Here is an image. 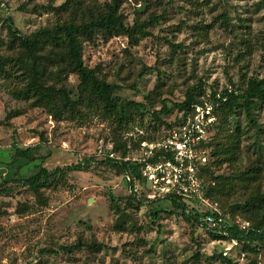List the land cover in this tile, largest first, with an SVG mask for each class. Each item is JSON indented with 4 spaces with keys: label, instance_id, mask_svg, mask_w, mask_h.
Here are the masks:
<instances>
[{
    "label": "rangeland",
    "instance_id": "1",
    "mask_svg": "<svg viewBox=\"0 0 264 264\" xmlns=\"http://www.w3.org/2000/svg\"><path fill=\"white\" fill-rule=\"evenodd\" d=\"M91 1L112 2L0 0V264H223L219 252L238 264L252 259L264 264V242L244 255L235 242L214 239L184 219L168 199L128 198L123 172L103 162L131 163L143 142L160 139L167 130L161 121L182 116L176 104L189 86L201 82L220 91L264 77V0H117L123 21L138 24L147 36L136 44L123 34L83 38V59L117 85L120 106L127 100L140 105L105 114L99 103L80 94L75 73L49 81L76 100L74 110L56 95L51 107L26 97L24 80L33 75L32 62L12 40L7 18L29 35ZM199 99L208 100L207 91ZM163 103L167 113L160 111ZM220 115L205 144L223 142L237 129L230 142L239 134V158L220 164L218 157L211 165L217 179L204 173L206 185L232 174L223 191L207 198L227 223L247 225L251 211L237 206L264 188V107L252 109L256 125L240 105ZM24 148H30L28 154L21 152ZM84 158H90L89 168L64 169L36 193L24 182L41 166L51 170ZM249 168L255 170L249 181L231 179ZM198 208L211 210L206 204Z\"/></svg>",
    "mask_w": 264,
    "mask_h": 264
},
{
    "label": "trees",
    "instance_id": "2",
    "mask_svg": "<svg viewBox=\"0 0 264 264\" xmlns=\"http://www.w3.org/2000/svg\"><path fill=\"white\" fill-rule=\"evenodd\" d=\"M64 8L66 7L64 6ZM6 22L12 40L17 43L18 47L25 51L26 56L32 62L31 70L33 75L30 79L24 80L23 92L26 97L31 96L45 107H51V105L54 104L53 95H56L59 97L62 105L67 107L68 110H74L77 104L76 100L69 96L68 91L63 86L56 87L49 81H51L52 77L58 80L61 79L64 74L75 73L79 79L80 94H84L88 96V98L99 103L105 114L116 113L118 108L122 111L123 108L137 107L140 105L138 102L127 100L120 106L114 95L117 85L101 77L94 68L88 67L83 59V38L91 39L102 32L107 35L123 34L128 37L130 42L136 44L143 36H147V32L142 30L138 24L133 23L129 26L123 21L122 15L118 10L117 0H112V2L105 4L91 1V3L86 4V6L74 8V12H70L63 21H57L51 26L38 28L29 35L22 34L15 28L11 18H7ZM13 65H17V62H13ZM197 87H202L198 93L195 92ZM205 91L208 93V100L206 101L212 104L213 113L215 115V121L212 123L211 127L212 129L217 124L216 120L218 121V119H220L221 111H231V109L238 107V105L242 107L245 116L251 123L256 125L252 116V109L254 106L264 107V77L248 78L245 86L242 88L230 84L220 91H217L211 85L207 89L206 85L199 82L198 85L189 86L184 93L183 100L176 104L178 110H184L182 116L174 119L172 122L161 121V123L167 127L164 135H166L172 127L182 124L186 118L193 113L195 104L203 103L200 101L199 95ZM168 110L167 104L163 103L160 111L167 113ZM156 113L158 112H152L156 120H159ZM236 131L238 132L239 130L236 129L230 134H226L223 138V142L217 140V138L203 145L209 149L208 152L205 149L207 165L203 168L205 174L208 172L209 178L217 179V176L214 175L211 170V165L215 164L218 157L220 164L223 162L231 163L239 158V134H236L235 138L230 142V138L234 136ZM29 150L30 148H24L21 149V152L28 154ZM33 159L34 158H32V160ZM103 162L115 164L124 175L129 173V171L132 172L134 176L137 175V166L128 161L117 162L112 158H106ZM90 164V158H84L81 162L64 167L56 166L51 170L41 166L35 173L25 178L24 182L36 193L41 187L51 186L56 181L57 177L63 174L64 169H87ZM254 172V168L242 170L233 175L231 179L249 181L253 178ZM231 175L224 177L223 180L217 181L216 184L205 185L203 195L207 197L214 190L223 191V186L232 182L227 180V177ZM127 183L129 188L128 198L137 199L138 197H142L150 202L164 198L168 199L173 208L179 211L184 219L196 224V226L205 228L214 239L226 240L227 242L234 240L236 245L241 246L239 253L241 251L244 255H247V252L254 253L256 251L257 242H264V188L253 191L252 193L250 192L244 203L237 206L244 211H251L253 215V217L250 218V222L241 227L238 222L227 223L223 220L220 213L211 210H199L198 207L201 204L197 199L193 202H187L176 194H167L164 198L148 199L146 195H139L133 190L131 181L127 180ZM3 190L4 188H0V194ZM111 200L113 201V199ZM188 203H192V206L189 207ZM114 204L115 207L118 208L115 202ZM207 214H211L214 217L216 222L214 226H208L207 222L203 219ZM152 215L155 217L157 214L153 212ZM219 217L220 220H218ZM61 248L67 249L65 246ZM200 255L201 253H196L197 257ZM217 256L223 264H238L230 255L226 256L223 255L222 252H219ZM255 261L256 260L252 259L249 264H256Z\"/></svg>",
    "mask_w": 264,
    "mask_h": 264
},
{
    "label": "built area",
    "instance_id": "3",
    "mask_svg": "<svg viewBox=\"0 0 264 264\" xmlns=\"http://www.w3.org/2000/svg\"><path fill=\"white\" fill-rule=\"evenodd\" d=\"M214 121L212 104L203 101L195 104L193 113L166 135L143 142L141 154L131 161L137 166V175L130 171L125 175L132 182L133 190L138 194L141 189L145 190L148 199L164 198L167 194L179 195L187 202L197 199L200 204L211 207V211L216 210L203 195L206 185L203 168L207 165L203 145L210 137ZM203 219L208 226L216 224L211 214Z\"/></svg>",
    "mask_w": 264,
    "mask_h": 264
}]
</instances>
